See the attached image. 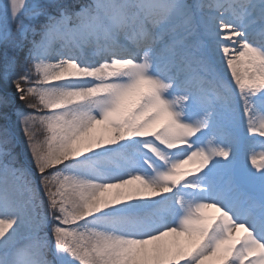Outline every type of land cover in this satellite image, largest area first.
<instances>
[{
    "label": "snow or ice",
    "instance_id": "6c2138e0",
    "mask_svg": "<svg viewBox=\"0 0 264 264\" xmlns=\"http://www.w3.org/2000/svg\"><path fill=\"white\" fill-rule=\"evenodd\" d=\"M0 264H264V0L0 5Z\"/></svg>",
    "mask_w": 264,
    "mask_h": 264
},
{
    "label": "rangeland",
    "instance_id": "374dc122",
    "mask_svg": "<svg viewBox=\"0 0 264 264\" xmlns=\"http://www.w3.org/2000/svg\"><path fill=\"white\" fill-rule=\"evenodd\" d=\"M6 3V0H0V5H3ZM15 30V29H14Z\"/></svg>",
    "mask_w": 264,
    "mask_h": 264
}]
</instances>
